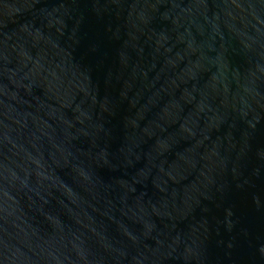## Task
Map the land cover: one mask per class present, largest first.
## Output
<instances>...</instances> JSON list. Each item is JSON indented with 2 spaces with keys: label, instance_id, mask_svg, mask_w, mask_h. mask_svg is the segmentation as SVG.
I'll list each match as a JSON object with an SVG mask.
<instances>
[{
  "label": "water",
  "instance_id": "1",
  "mask_svg": "<svg viewBox=\"0 0 264 264\" xmlns=\"http://www.w3.org/2000/svg\"><path fill=\"white\" fill-rule=\"evenodd\" d=\"M0 264H264V0H0Z\"/></svg>",
  "mask_w": 264,
  "mask_h": 264
}]
</instances>
